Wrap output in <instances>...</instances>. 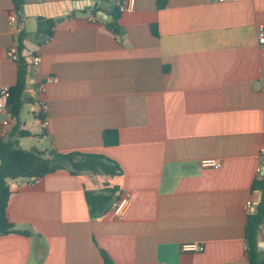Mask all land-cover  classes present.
<instances>
[{"label":"crops","instance_id":"1","mask_svg":"<svg viewBox=\"0 0 264 264\" xmlns=\"http://www.w3.org/2000/svg\"><path fill=\"white\" fill-rule=\"evenodd\" d=\"M119 1L25 0L15 13L0 0V89L19 72L6 54L18 45L10 14L26 33L20 56L41 58L11 124L28 133L19 147L99 154L121 169L9 180L8 220L29 236L0 235V264H248L245 227L264 158V0H135L117 34L106 24ZM38 18L54 21L50 36L35 33ZM107 131L115 144H104ZM105 189L130 194L123 217L110 205L89 214L84 192ZM194 243L204 250L180 251ZM257 251L263 260L264 225Z\"/></svg>","mask_w":264,"mask_h":264},{"label":"trees","instance_id":"2","mask_svg":"<svg viewBox=\"0 0 264 264\" xmlns=\"http://www.w3.org/2000/svg\"><path fill=\"white\" fill-rule=\"evenodd\" d=\"M11 2L14 12L19 13L25 0H11ZM95 12L96 10H92V13L95 14ZM119 15L118 9L115 8L111 13L112 20L106 24L110 31L117 34L119 32L117 25ZM53 26L54 21L52 19L38 18L36 20L35 33L37 35L50 36ZM25 37L26 33L23 30L18 32V79L16 84L9 88L10 98L8 100V109L13 120L18 118L19 109L24 102L21 97L25 88L27 64L25 57L20 56V51L22 50ZM27 136V131L19 130L16 125L11 129L8 136L0 141V235L16 233L29 236L28 232L15 230L14 225L8 220L6 208L10 196L7 183L9 180L39 179L58 171H67L71 175L91 173L94 175L117 176L121 174V169L115 161L99 154L78 151L60 153L54 150L47 152H41L36 149L23 150L19 147L18 142L19 139ZM103 139L105 145L115 144V132H104ZM253 188L259 191L260 198L255 212L248 215L245 227L248 264H262L264 259H260L262 254L257 251V238L259 228L264 225V174L259 175V179L254 181ZM116 192L115 189L86 190L84 196L89 214L92 217H100L105 214L111 201L118 197Z\"/></svg>","mask_w":264,"mask_h":264},{"label":"built area","instance_id":"3","mask_svg":"<svg viewBox=\"0 0 264 264\" xmlns=\"http://www.w3.org/2000/svg\"><path fill=\"white\" fill-rule=\"evenodd\" d=\"M223 2V0H219ZM232 2L237 1H244V0H231ZM134 2L135 0H121L116 3V7L119 13L125 11H132L134 9ZM17 17L14 13L10 14L8 17V26L14 29L16 27ZM257 41L259 45H264V25H259L257 28ZM7 56L12 60L18 59V50L16 47H11L7 51ZM41 62V58L39 56L32 57L31 66L32 69L38 67ZM56 82V78L48 77L45 81V84L54 83ZM45 84L40 85L38 90H42ZM10 98V91L9 88H1L0 89V114L3 115V118L0 120V141L4 140L11 129V124L13 118L8 111V100ZM37 113L39 115L40 125L44 129L48 125V104L44 101H39L37 103ZM260 154L264 156V148L260 149ZM200 166L203 168H213L218 169L220 168V163L215 160H204L200 162ZM261 172V167L256 169V173L258 175ZM131 205V196L129 193H125L111 201L110 204V212L114 218L123 217ZM245 210L249 213L252 210V201L248 200L245 204ZM204 250L203 246L199 244H183L180 246L181 252L186 253H195V252H202ZM247 264V263H246Z\"/></svg>","mask_w":264,"mask_h":264},{"label":"water","instance_id":"4","mask_svg":"<svg viewBox=\"0 0 264 264\" xmlns=\"http://www.w3.org/2000/svg\"><path fill=\"white\" fill-rule=\"evenodd\" d=\"M97 7V3H95L93 6H92V9L95 10ZM99 15H100V18H102V13L99 12ZM101 20V19H100ZM58 21V19L56 20ZM22 29V23L17 19V23H16V32H19L21 31ZM31 60L32 58L31 57H27L26 58V61L28 63V69H27V74H26V79H25V89L23 91V95L21 97V100L22 101H26L27 99V96L33 92V77H32V66H31ZM261 175L264 174V158H263V161H262V166H261V172H260ZM258 246H260V243L258 244Z\"/></svg>","mask_w":264,"mask_h":264},{"label":"rangeland","instance_id":"5","mask_svg":"<svg viewBox=\"0 0 264 264\" xmlns=\"http://www.w3.org/2000/svg\"><path fill=\"white\" fill-rule=\"evenodd\" d=\"M24 148H26V147H24Z\"/></svg>","mask_w":264,"mask_h":264}]
</instances>
